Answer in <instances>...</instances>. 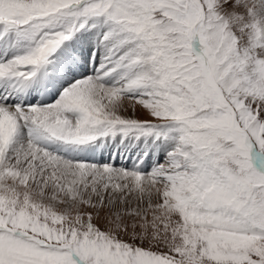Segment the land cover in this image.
<instances>
[{
	"label": "snow or ice",
	"instance_id": "6c2138e0",
	"mask_svg": "<svg viewBox=\"0 0 264 264\" xmlns=\"http://www.w3.org/2000/svg\"><path fill=\"white\" fill-rule=\"evenodd\" d=\"M0 264H264V0H0Z\"/></svg>",
	"mask_w": 264,
	"mask_h": 264
}]
</instances>
